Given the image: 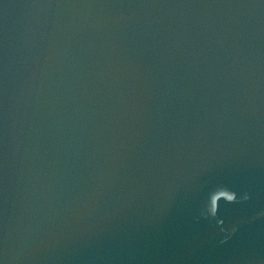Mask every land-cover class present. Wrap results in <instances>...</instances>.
<instances>
[{
  "label": "water",
  "instance_id": "1",
  "mask_svg": "<svg viewBox=\"0 0 264 264\" xmlns=\"http://www.w3.org/2000/svg\"><path fill=\"white\" fill-rule=\"evenodd\" d=\"M0 264H264V0H0Z\"/></svg>",
  "mask_w": 264,
  "mask_h": 264
}]
</instances>
